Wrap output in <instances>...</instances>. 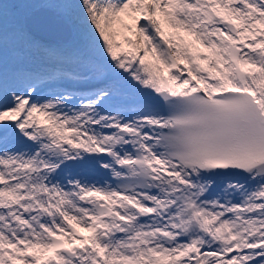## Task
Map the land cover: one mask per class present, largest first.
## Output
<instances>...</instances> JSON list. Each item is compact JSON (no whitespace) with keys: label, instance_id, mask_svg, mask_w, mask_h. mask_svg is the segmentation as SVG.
<instances>
[{"label":"snow or ice","instance_id":"6c2138e0","mask_svg":"<svg viewBox=\"0 0 264 264\" xmlns=\"http://www.w3.org/2000/svg\"><path fill=\"white\" fill-rule=\"evenodd\" d=\"M0 264H264V0H0Z\"/></svg>","mask_w":264,"mask_h":264},{"label":"bare ground","instance_id":"6f19581e","mask_svg":"<svg viewBox=\"0 0 264 264\" xmlns=\"http://www.w3.org/2000/svg\"><path fill=\"white\" fill-rule=\"evenodd\" d=\"M12 2H13V0H12ZM23 2H24V0H18L16 3H23ZM28 11H30V10H28V9H19V8L12 9L13 13H27Z\"/></svg>","mask_w":264,"mask_h":264},{"label":"rangeland","instance_id":"374dc122","mask_svg":"<svg viewBox=\"0 0 264 264\" xmlns=\"http://www.w3.org/2000/svg\"><path fill=\"white\" fill-rule=\"evenodd\" d=\"M18 0H15V2H17Z\"/></svg>","mask_w":264,"mask_h":264}]
</instances>
